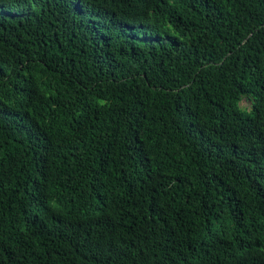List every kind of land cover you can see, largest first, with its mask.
Returning <instances> with one entry per match:
<instances>
[{"label":"trees","instance_id":"trees-1","mask_svg":"<svg viewBox=\"0 0 264 264\" xmlns=\"http://www.w3.org/2000/svg\"><path fill=\"white\" fill-rule=\"evenodd\" d=\"M0 264H264V0H0Z\"/></svg>","mask_w":264,"mask_h":264},{"label":"rangeland","instance_id":"rangeland-1","mask_svg":"<svg viewBox=\"0 0 264 264\" xmlns=\"http://www.w3.org/2000/svg\"><path fill=\"white\" fill-rule=\"evenodd\" d=\"M243 106H245V105H247V103L246 102H243V104H242Z\"/></svg>","mask_w":264,"mask_h":264}]
</instances>
